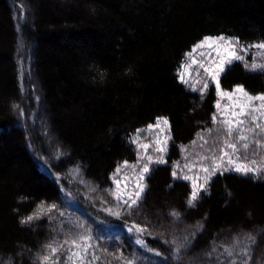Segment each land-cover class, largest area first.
<instances>
[{"label":"trees","instance_id":"trees-1","mask_svg":"<svg viewBox=\"0 0 264 264\" xmlns=\"http://www.w3.org/2000/svg\"><path fill=\"white\" fill-rule=\"evenodd\" d=\"M209 36L264 42V0H0V264H41L47 245L58 248L47 264H241L243 251L264 264V173L218 171L194 206L182 178L195 180L194 168L203 185L201 168L225 138L212 80L199 68L187 84L178 78ZM260 53L241 54L264 63ZM219 81L223 91L264 94V72L239 61ZM158 117L170 132H143L139 144L166 163L149 164L130 208L109 194H121L113 176L125 161L136 167L116 180L140 173L145 151L130 141ZM161 133L171 137L164 153L155 151ZM245 134L264 140L259 129ZM245 155L241 163L264 167V148ZM41 204L57 207L22 224ZM80 233L92 247L68 261L64 241Z\"/></svg>","mask_w":264,"mask_h":264},{"label":"snow or ice","instance_id":"snow-or-ice-1","mask_svg":"<svg viewBox=\"0 0 264 264\" xmlns=\"http://www.w3.org/2000/svg\"><path fill=\"white\" fill-rule=\"evenodd\" d=\"M208 48L212 49L216 53V57L212 58L205 62L199 61L197 58L193 56V53L196 52L197 49ZM259 49L261 50V57L264 59V42L258 43L255 45H242L240 44L238 39L234 38H227L224 36L219 37H205L200 43L196 44L193 48L192 52L186 54V61L182 63L180 69L178 70V78L182 83L187 84L188 78H191L193 75L192 68L194 65H198L199 69H203V73L206 77L210 78L212 82L215 84L216 91L219 95H226L231 99L235 94H239V98H242L243 103H236L233 105V108H238L239 111L233 110L231 113H227L225 119L219 121L222 125V130L225 134V138L222 141V147L220 148V154L215 156L213 159V163L211 168L209 167H202L201 171L207 173V176L204 178V184L198 185L195 180L192 183V193L189 199V205L194 206V202L199 198V191L203 190L207 192V183L210 176L214 175L216 172H220L223 174V171H235L240 173L241 175H252L253 178H260L261 174L264 173V167H251L247 163H241L242 160H247L248 157L245 155L251 149L255 151L256 147L264 148V140H252L249 143V136L245 133L251 132L253 134L256 133L257 129L260 130L261 134H264V124L260 123L261 119H264V94L252 95L247 92L243 86H237L233 92L225 93L222 92L220 89V81L219 75L221 72L224 71L225 63L231 64L233 61H239L244 64L246 68L250 71H260L264 72V63H257L255 59L252 63H248L245 59V56L241 53H246L249 49ZM201 56L211 57V52L200 53ZM218 58V59H217ZM196 76H200L201 73L199 70L195 72ZM208 88V83L205 81L203 83V90ZM259 102V103H255ZM217 109H220V104L217 102L216 105ZM226 112V110H225ZM213 123H217V116L213 115L212 117ZM161 125L167 126V128L161 127ZM160 129L161 132L168 131L170 132V125L169 121L166 117H158L154 124H150L147 126V129H137L136 135L131 139V143L139 144L141 139L140 134L146 131H150L153 129ZM208 132L211 133L212 129H208ZM199 139L203 140L204 137L201 135L198 137ZM171 139L170 136H165L164 140L161 141L157 139L155 141L156 148L155 151L159 153L165 152V147L167 140ZM207 143V141H204ZM195 143V141L193 142ZM139 147L145 150V156L147 163L143 164V167L139 173V179H144V174L149 172V164L150 163H166L163 159V156L157 157L155 160L153 156L147 155V149L150 147L149 144H139ZM145 157H138L139 159H144ZM202 159H208V157H203ZM252 164H257V161H252ZM125 167H132L135 168L136 165H129L127 161H125L121 166L116 169V173L113 176V182L116 184L117 188H119L121 181L116 180L115 176L119 175L122 168ZM176 167H180L179 164ZM188 167V165H185ZM78 174V170H77ZM173 177H177V172H172ZM185 180L191 179V177L184 176L182 177ZM146 185L142 186L141 184L137 183L136 188L138 191L131 193L124 197V194L121 193L120 195L116 194L115 190L110 191V195H112L117 201H123V203L127 204L130 208L132 206L137 205L138 200L141 197V193L144 191ZM57 206L56 205H49L47 209L45 206L41 204L38 206L37 212L33 213V215L28 216L26 219L21 220L22 224H27L31 222L34 218H39V214H41V210H45V212H50L54 210ZM110 214H114L119 216V212L113 213L111 209L108 210ZM63 215V213H60ZM172 216H178L177 213L173 212ZM140 231H144V229H140ZM92 239L91 236L85 235L83 233L77 234L75 239L65 240L64 244L70 245L69 251L71 252L70 255L66 257V260L72 261L73 258H77L80 261H84L85 257L89 253V249L92 245L89 241ZM251 239V238H250ZM47 248L50 249L48 255L43 256L40 258L41 264H47L49 259L52 256H55L58 252V248L52 247L51 245H47ZM63 247V245H60ZM71 248L79 249V251H71ZM229 255H232L231 251L228 252ZM245 259L241 262V264H248V260L250 259L248 252L243 251L240 253ZM159 255V253H157ZM93 259H99L93 254ZM52 264H59L58 260H53ZM88 264H91V261H88ZM235 264V261L232 262Z\"/></svg>","mask_w":264,"mask_h":264},{"label":"rangeland","instance_id":"rangeland-1","mask_svg":"<svg viewBox=\"0 0 264 264\" xmlns=\"http://www.w3.org/2000/svg\"><path fill=\"white\" fill-rule=\"evenodd\" d=\"M241 44V43H240ZM252 49H255V48H252ZM193 51V50H192ZM201 52H204V53H208V52H211V57H206V56H201L200 53ZM193 56L195 58H197L199 61L201 62H205L207 64V61L212 59V58H215L216 57V53L214 51H212V49H208V48H202V49H197L196 52L193 53ZM218 59V58H217ZM229 64L228 63H225L224 65V70L226 69V67L228 66ZM198 69V65H194L193 68H192V71H193V74L197 71ZM224 72V71H223ZM221 72L220 75H219V80H220V76L221 74L223 73ZM222 92H225V93H231L229 91H223L221 90ZM219 95V94H218ZM219 104H220V109L219 112L221 114V117H223L224 119L226 118L227 116V113H231L233 110L235 111H239L238 108L234 109L233 108V105H235L236 103H243V100L242 98H239V94H235L231 99H229L228 96L226 95H219V100H218ZM255 103H259V102H255ZM226 110V112H225ZM261 121L264 122V119H261ZM165 138L164 134L161 133V136L157 139L163 141ZM156 139V140H157ZM155 140V141H156ZM142 144H151L149 141L147 142H143ZM165 146V145H163ZM155 147H156V144H155ZM150 148V147H149ZM148 148V150H149ZM145 151V150H143ZM189 167L185 170L186 172L188 171ZM194 168H190V171L191 172V176L195 179V180H199L200 178H202L201 176H198L197 174L195 173H192ZM188 173V172H187ZM119 181H121L120 183V186L118 188V190L121 192V193H125V194H131V193H134L135 191H138V189L136 188V184L139 183L141 185H143V179H139V174H132L131 176H127V175H124L122 174L120 176V179ZM197 184L199 185V181H196ZM193 183V180L191 178V184ZM199 194H200V191H199Z\"/></svg>","mask_w":264,"mask_h":264}]
</instances>
